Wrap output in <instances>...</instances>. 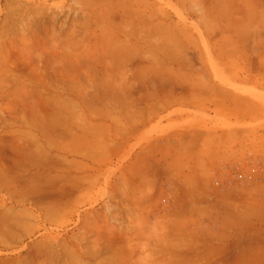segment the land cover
I'll use <instances>...</instances> for the list:
<instances>
[{"label": "rangeland", "instance_id": "1", "mask_svg": "<svg viewBox=\"0 0 264 264\" xmlns=\"http://www.w3.org/2000/svg\"><path fill=\"white\" fill-rule=\"evenodd\" d=\"M237 3L0 0L1 260L264 264V77L223 75L264 69V0ZM198 69L228 90L188 111Z\"/></svg>", "mask_w": 264, "mask_h": 264}, {"label": "crops", "instance_id": "2", "mask_svg": "<svg viewBox=\"0 0 264 264\" xmlns=\"http://www.w3.org/2000/svg\"><path fill=\"white\" fill-rule=\"evenodd\" d=\"M243 0H238V6L234 8L233 12H245V11H250V10H255V3L254 0H252V4L250 6H244L243 5ZM264 59V58H263ZM208 73V74H207ZM205 72L202 69H198L192 73H188L187 77L188 79V84H185V104L182 106L185 110L188 111H195V110H203L205 105L204 102H202V99H208V97L213 96L214 103L217 101V95L222 93L223 90H228L227 87H222L220 84H218L215 79L217 77V74L214 70H208V72ZM228 77L229 81L231 82L232 85H237V84H244L241 79L246 75L247 77L254 76L256 77L257 75L263 76L264 77V69L260 68L257 71L253 72H246V74L239 73L238 70H233L230 69V71L225 72L223 74ZM250 79V78H249ZM245 86V85H243ZM250 87V86H249ZM227 92V91H226ZM231 96V100H229L231 103H229L230 108L234 107V105L238 108H240V105L238 104V100L234 99L233 96ZM189 99L190 101L188 102ZM192 99H195L192 101ZM233 101L235 104H233ZM251 108H257L256 104L250 103ZM242 108V107H241ZM254 114V112H251ZM187 116V115H186ZM187 117H192L191 115ZM199 125V124H198ZM191 133V132H189ZM198 135V147L196 148V151H201L202 149V144L206 141V138L204 137V133H195ZM246 219L250 220V218H247V216H243ZM243 218V219H245ZM18 238V235H16L15 239ZM20 248V246H18ZM0 264H11V262L6 261V260H1L0 259ZM14 264V263H13Z\"/></svg>", "mask_w": 264, "mask_h": 264}, {"label": "bare ground", "instance_id": "3", "mask_svg": "<svg viewBox=\"0 0 264 264\" xmlns=\"http://www.w3.org/2000/svg\"><path fill=\"white\" fill-rule=\"evenodd\" d=\"M17 43V42H16ZM1 53V52H0ZM1 214V213H0ZM3 216V215H2ZM1 218V217H0ZM5 219V218H4ZM7 222V221H6Z\"/></svg>", "mask_w": 264, "mask_h": 264}]
</instances>
